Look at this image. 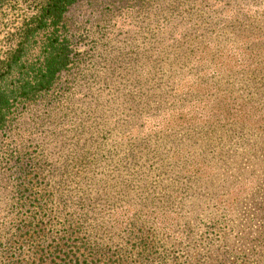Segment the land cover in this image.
Segmentation results:
<instances>
[{
	"label": "rangeland",
	"instance_id": "1",
	"mask_svg": "<svg viewBox=\"0 0 264 264\" xmlns=\"http://www.w3.org/2000/svg\"><path fill=\"white\" fill-rule=\"evenodd\" d=\"M16 2L0 10V53L25 15ZM65 22L74 64L0 132V232L34 213L11 200L16 185L68 181L66 157L83 154L89 180L104 176L108 191L121 187L110 197L140 207L136 226L155 224L153 264H264V0H78ZM128 136L135 167L107 175L105 154ZM145 136L198 154L178 167L153 142L156 169L175 166L163 179L138 161ZM108 209L105 224L136 220Z\"/></svg>",
	"mask_w": 264,
	"mask_h": 264
},
{
	"label": "trees",
	"instance_id": "2",
	"mask_svg": "<svg viewBox=\"0 0 264 264\" xmlns=\"http://www.w3.org/2000/svg\"><path fill=\"white\" fill-rule=\"evenodd\" d=\"M9 1L13 0H0V10ZM15 1L24 5L25 15L20 25L7 36L6 49L0 53V132L9 126L19 107L27 102L37 101L50 92L59 76L75 62V49L67 33L65 16L78 0ZM144 139L141 141H148L150 144L146 142L149 144L146 148L145 143L143 154L140 151L142 158L138 161L145 156V160L150 162L154 170L163 169V179L174 173L175 166L169 161L165 168L156 169L153 164L156 163V155L150 150L153 142L163 150L157 151L160 156L172 159L178 167L184 164L186 157H190L188 150L192 155L198 154L194 147H184L186 151L181 159L180 155L176 158L184 149L167 147L152 138L147 139L146 136ZM0 142L3 143V140ZM129 146L140 148L136 138L128 136L119 140L113 150V158L110 159L109 154L104 153L109 161L107 175L116 174L118 169H125V162L129 159L131 163L134 162L135 167V155L138 151H130ZM66 158L68 162L64 164L61 175H72V179H54L60 171L57 165H52L49 171L51 179L54 180H49L41 191L35 189L38 182L32 180L28 182H31L30 186L24 188L23 194H19L22 183L14 187L16 192L14 191L11 200L15 198L21 207L22 204L33 205L34 213L32 212L22 226H13L12 229L0 232V264H153L154 248L151 237L156 229L155 224L147 219L136 226L138 218L135 215L139 214L140 207L130 201L122 200L123 202L117 203L119 201L116 199L122 194L120 186L114 185L110 189L116 193L115 199L107 194L110 191L104 184V176H91L92 180H89L87 173H84L86 155H78L75 161L70 160V156ZM194 159L195 156L190 163ZM179 160L182 161L178 162ZM157 174L160 175V171ZM66 188L76 190L73 198L68 199L62 195ZM151 197L148 203L154 200L156 204L157 197ZM110 199L114 200L108 204ZM108 205L109 212L129 209L128 212L136 220L131 219L125 227L117 221L108 225L111 220L109 214L108 224H105L103 219L108 212ZM150 207L152 205H148L149 209ZM147 211L156 213V207ZM72 244L78 245V249L72 248Z\"/></svg>",
	"mask_w": 264,
	"mask_h": 264
}]
</instances>
